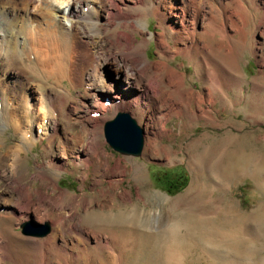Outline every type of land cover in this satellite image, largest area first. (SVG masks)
Returning <instances> with one entry per match:
<instances>
[{"label": "bare ground", "instance_id": "bare-ground-1", "mask_svg": "<svg viewBox=\"0 0 264 264\" xmlns=\"http://www.w3.org/2000/svg\"><path fill=\"white\" fill-rule=\"evenodd\" d=\"M260 3L256 0H0V148L4 142L1 133L7 127L20 135L17 144L8 146L5 151L0 149V178L12 189L0 187V197L7 194L10 203L16 205L13 216L7 212L0 213V264H5L3 260L10 258L11 254L21 264H78L82 257L93 256L100 251L110 264H122L123 259L135 250V245L146 246L149 250L151 241L163 237V228L176 225L177 219L172 213L178 209L181 196L165 199V213L155 209L148 215H139L140 212L137 214L133 207L131 210L120 209V219H115L113 211L103 213L107 217L105 221L109 222H105L108 231L105 235L93 231V238L81 227L82 218L72 214L56 219V226L45 238L27 236L23 232L19 235L12 228L31 210L41 218L36 211L35 199L40 203L49 199L61 210L67 202L65 198L71 200L72 205L77 203V197L84 198V194H74L65 189H59L56 196L48 195L42 188L31 189L20 171L22 153L30 151L37 141L47 138L43 149L53 156L46 159L43 166H37V174L51 180L54 188H59L56 184L58 175L66 169V164L58 160L60 155L54 153L58 147L63 149V158H68V148L74 160L92 164L94 168L100 166L104 156V174L113 170L107 152L101 147L100 130L91 132L89 139H86L88 129L85 134H70L66 124L54 130L58 125L54 111L63 115L62 109L64 111V106L71 99L69 89H63L64 80L71 87L88 85L90 90L86 97H99L101 106L107 109L114 103L105 105L103 97L107 93H111L114 99H121V102L126 100V103H129L126 98L131 97L134 106L142 100L143 106L137 110L140 115H147V133L159 117L161 130L165 132L166 121L173 114L216 121L217 102L231 108L238 103L229 97L228 91L236 87L240 97L239 58L248 45L247 37L251 35L250 45L253 46L258 30L264 44V2ZM84 6H87L86 11ZM261 9L263 12L259 13ZM150 14L156 16L161 31H144L145 20ZM64 20L69 21V26ZM136 34L142 35V39H136ZM151 36L156 38L159 50L158 59L154 61H148L145 56ZM251 49L254 50L255 46ZM259 49V56L264 61V48ZM31 53L34 61L29 65L27 60ZM178 53L192 63L194 74L202 82L201 90L187 87L186 72L169 63ZM108 70L112 77L107 75ZM114 78V83H111L110 79ZM48 80L56 88H62L64 93L50 91L43 82ZM259 89V86L252 85V91ZM38 90L40 108L37 114L33 112L32 119L38 118L36 127L41 129L40 133L35 131L32 120L27 119L30 109L26 108ZM114 107L115 113L124 107V103ZM251 107L258 108L254 103ZM94 112L97 113L96 110ZM74 113L78 119L81 117L80 122L87 121L83 109H75ZM104 115L103 110V114L97 116L100 118L90 120H104L107 117ZM152 133L156 134V130ZM222 149L218 151L225 152ZM211 150L214 154L209 159L219 153L216 147ZM246 158L243 153L229 156L226 152L220 164L223 168L224 163L232 161L236 170L243 173ZM196 163L195 158L189 155L188 165L194 170V178L184 196H195L207 190L211 194L216 188L224 187L214 180L210 183L202 180L199 175L202 176L203 170ZM131 171L133 178L138 179V174L142 173L140 164L134 162ZM215 174L221 175L217 171ZM222 174H225L223 170ZM109 183L113 185L114 181ZM118 198L120 203L127 204L123 193ZM112 220L115 224L111 223Z\"/></svg>", "mask_w": 264, "mask_h": 264}, {"label": "rangeland", "instance_id": "rangeland-1", "mask_svg": "<svg viewBox=\"0 0 264 264\" xmlns=\"http://www.w3.org/2000/svg\"><path fill=\"white\" fill-rule=\"evenodd\" d=\"M257 2H264V0H256ZM260 5L262 4L260 3ZM86 10L87 6H84V11ZM262 12L261 9L259 13ZM64 22L69 26L68 20H64ZM144 31L153 33L161 31V28L157 26L156 16L151 14L147 16ZM136 39L141 40L142 35L136 34ZM251 39L252 37L249 35L247 37L248 45L239 58L240 79H242L240 97L239 94L237 96L236 87L228 91L229 97L234 98L238 103L231 108L223 107L220 102H217L216 106L219 110L214 113L216 121L206 120L205 118H189L183 115L180 117L173 114L166 121L165 132L161 130V118L159 117L156 123L151 124L152 126L149 125L152 128L149 127L151 130H148L147 133L145 131L147 115H140L137 110V107L143 106L142 100L136 103L137 106H134L131 97L126 98L129 103H126V100L121 102L119 98L114 99L111 93H107L103 97L109 101L105 105L110 104V102L120 105L124 103V107L118 108L117 111H130L142 127L144 147L141 156L138 157L120 154L107 143L104 137L103 124L106 119L115 114V104L112 103L114 106L109 105V109H107L108 107L101 106L99 97H86L85 94L90 90L88 85L71 87L68 81L64 80L63 85L65 88L63 89L65 90L66 87L69 89V98L71 97V99L64 106V111L62 109L63 115H59L57 110L54 111L58 121V125L54 130L66 124L67 131L70 134L76 132L85 134V130L88 129L89 135H86V139H89L91 132H97V129L100 130L101 147L107 152L113 170L104 174L105 170L102 165L105 159L104 156L100 160V166L95 167V169L92 164L88 165L85 162L74 160V155L68 148L66 150L68 158H63V149L58 147V150H55L54 153L60 155L58 160L66 164V169L58 175L56 184L59 188H54L50 184L51 180L44 179L37 174V166H43L45 160L53 156V153H45L43 149L47 138L37 141L30 151L22 153L23 159L20 171L22 170L21 174L25 176L24 182L30 184L31 189L42 188L41 190L50 196H56L59 189H65L74 194H84V198L77 197L78 201L76 204L73 203L74 207L72 201L65 198L67 202L65 201V206L61 209L64 212H61L58 208L59 211L49 199H45L43 203L41 202L42 204L35 199L36 211L41 218L31 210L21 222L19 221L13 226V232H18L21 235L23 232L22 225L30 223L31 220L34 221V224H29L30 231L37 230L35 223L44 224L49 222L50 231L46 235L37 236L31 232H23L27 236L38 239L45 238L56 226V219L63 215L72 214L75 217L82 218L81 227L93 238L92 234L94 232H101L105 235L108 231L109 227L106 225L109 222L105 221L107 217L103 213L109 214L110 211H113L115 219H120L118 217L120 209L131 210L132 207V210L134 209L137 214L140 212L139 215H148L154 212L155 209L165 213L164 208L167 205L165 199L181 196L178 209L172 213V216L177 219V226L172 227L169 225L163 228L161 231L163 237L157 241H151L149 250H146V246L135 245V250L123 259L122 264H264V61L259 56V48H264V44L262 43V34L258 30L255 32L254 50L251 49L253 48L250 45ZM158 51L156 38L154 36L149 37L146 44V59L148 61L157 60ZM32 57L34 56L31 53L27 64H32L31 62L34 61ZM169 63L176 69L186 72L185 85L187 87L192 86L196 90H201L202 82L194 74V67L185 56L178 53ZM107 75L112 77L113 74L108 70ZM114 80L115 78L110 79V82L114 83ZM43 82L50 91L54 92L55 90L64 93L62 88H56L51 84V81ZM253 84L259 86L260 89L252 91ZM39 90L31 96L26 108L29 107L30 109L27 119L30 118V122L32 120L35 131L40 133L41 129L36 127L38 118L36 120L32 119L34 113L40 108L38 102ZM86 103L91 106H87ZM251 103H254L258 108L251 107ZM192 105L194 106L195 103ZM75 109H83L84 119L87 121L80 122L81 117L78 119L77 114L74 113ZM91 109L93 110L90 111ZM95 110L99 115L103 114L104 110V117H107L104 120H98V122L90 120L91 118H100L97 117L96 112L92 113ZM153 130H156V134L152 133ZM26 134L30 135V132ZM1 136L4 142L0 149L5 151L8 146H14L19 142L17 140L20 135L13 133L12 128L7 127L1 133ZM215 147L217 151L224 148L225 152H219V150L214 158L209 159L214 154L211 149ZM226 152L229 156L243 153L247 157L245 167L242 170L243 173L236 170L235 163L232 161L224 163V169L221 167L220 161L221 159L224 160ZM92 154L90 152L91 157H93ZM222 154H224L223 158L218 160L217 158ZM189 155H192L197 162L196 164H198L197 166L200 165L199 167L202 168L203 174L202 176L199 175L202 180L209 181V183L214 180L224 187L221 189L216 188L211 194L207 190L195 196L190 194L184 196L194 178V170L188 165ZM168 158L172 160L169 161ZM134 162L140 164L142 170V173L137 176L138 179L133 178L131 171ZM196 168L194 167V169ZM222 170L225 173L224 175ZM216 171L221 173L220 177L216 176ZM181 172L186 175V184L177 191H168L165 187L166 183L168 181L174 185L179 183L182 180ZM110 180L114 181L113 185H110ZM10 186L9 183L0 178V187L10 188ZM33 190L32 193L36 197ZM121 193L127 198L126 205L119 202L118 195ZM8 197L7 194L0 197V213L7 212L13 216L16 205L11 204ZM43 206L46 210L43 209ZM47 210L50 212H47ZM69 210L71 212H68ZM112 222L115 224L113 220ZM139 222L144 223V221ZM137 234L140 237L139 231H137ZM141 248H143L142 251H140ZM3 262L5 264H21L19 260L15 261V256L12 254L10 258H5ZM78 264L110 263L106 261L102 251H100L93 256L82 257L79 259Z\"/></svg>", "mask_w": 264, "mask_h": 264}, {"label": "water", "instance_id": "water-1", "mask_svg": "<svg viewBox=\"0 0 264 264\" xmlns=\"http://www.w3.org/2000/svg\"><path fill=\"white\" fill-rule=\"evenodd\" d=\"M103 134L107 143L122 155L138 157L141 156L144 147V134L142 127L130 113L117 111L103 124ZM30 223H24L23 232L32 233L37 236L46 235L50 231L49 222L44 224L35 223L36 231L29 230Z\"/></svg>", "mask_w": 264, "mask_h": 264}, {"label": "trees", "instance_id": "trees-1", "mask_svg": "<svg viewBox=\"0 0 264 264\" xmlns=\"http://www.w3.org/2000/svg\"><path fill=\"white\" fill-rule=\"evenodd\" d=\"M180 175H182V180L179 183H177L175 185L169 181H168V183H166L165 187L167 188L168 191H170V192L177 191L186 184L187 178H186L185 173L181 172Z\"/></svg>", "mask_w": 264, "mask_h": 264}]
</instances>
